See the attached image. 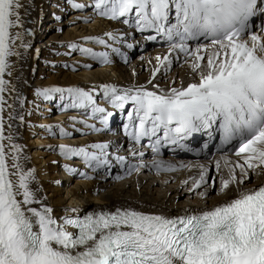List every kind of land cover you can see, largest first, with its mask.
I'll list each match as a JSON object with an SVG mask.
<instances>
[{
  "label": "snow or ice",
  "instance_id": "snow-or-ice-1",
  "mask_svg": "<svg viewBox=\"0 0 264 264\" xmlns=\"http://www.w3.org/2000/svg\"><path fill=\"white\" fill-rule=\"evenodd\" d=\"M68 3L76 9L86 7L75 0ZM22 8V0H0V264H264V185L246 186L251 181L249 170L257 176L264 175V167H261L264 166V58L257 55V49L264 51V40L256 34L245 38L250 19L257 12L264 13V2L95 0L94 8L101 17L110 20L123 17V24L135 27L140 33L154 30L156 35L145 37L149 41L160 35L169 42L175 41L170 44L171 49L191 55L192 70L200 72L198 82L167 89L153 83L160 67L153 70L148 81L151 89L147 85L124 89L112 84L102 85L104 96L114 107L124 110L129 102L133 106L127 113L129 123L124 125L125 134L139 144L143 137L151 139L163 130L165 143L186 147L182 141L195 133L211 130L219 121L222 143L230 144L239 138L241 143L234 154L243 155L244 162L229 168L228 177L220 180V194L227 195L234 185L235 195L212 210L168 217L121 205L114 210L89 212L83 217L65 214L59 222L51 207L38 210L31 206L40 203L37 190L30 187L36 179L35 169L24 171L19 162L22 146L13 143L12 134L4 135L6 100L3 93L7 85L4 74L11 67L8 58L20 55L13 46L16 40L22 39V33L13 34L10 30L23 26ZM172 9L175 23L168 25ZM24 14H28L26 8ZM261 31L264 32V27ZM106 35L110 39L118 38L111 32ZM200 38L207 43H198L192 49L188 42ZM85 39L106 45L102 37ZM21 47L28 45L22 43ZM69 47L76 49L77 46ZM79 51L105 64L111 63L107 52H93L91 48ZM112 52L121 54L119 48H112ZM156 60L164 67L165 74L173 63L168 55L163 59L157 56ZM205 60L206 72L201 64ZM54 94H59L62 110L91 106L93 116L105 112V108L97 105L91 91L82 87L36 89V95L46 101L52 100ZM18 98L23 105V97L18 95ZM7 107L13 105L7 104ZM15 118L9 113V120ZM19 119L23 121L24 117ZM136 120L139 122L135 130L128 131ZM101 122L107 126L106 118ZM81 123L101 131L87 121ZM60 131L62 135H69L63 128ZM5 140L9 142L11 153H6ZM108 147V144L61 145L60 151L67 158L83 157L95 171L109 164ZM151 147L153 154L159 156L161 139ZM89 148L99 152L89 151ZM117 160L122 163L124 157ZM227 165L225 161V167ZM140 167L143 165H129L128 173ZM215 167L219 170L221 163L216 162ZM152 168L157 172L177 170L176 165L160 159L153 160ZM192 181L197 190L202 185L215 189V183H209V169L203 165L199 178L193 177ZM200 195L206 197L211 191ZM65 211L75 212L76 209Z\"/></svg>",
  "mask_w": 264,
  "mask_h": 264
},
{
  "label": "bare ground",
  "instance_id": "bare-ground-1",
  "mask_svg": "<svg viewBox=\"0 0 264 264\" xmlns=\"http://www.w3.org/2000/svg\"><path fill=\"white\" fill-rule=\"evenodd\" d=\"M75 2L81 3V0ZM22 3L28 14L25 15L22 8L23 26L10 30L13 34L22 33V39L16 40L13 46V50L20 55L8 58L11 67L4 74L7 85L3 93L6 100L3 115L4 135L12 134L13 143L22 146L19 162L24 171L35 169L36 179L30 187L37 190V199L40 203L33 204L32 207L38 210L45 206L51 207L58 222L65 214H79L83 210L86 213L105 209L114 210L121 205H131L145 212L178 217L198 214L202 210H212L235 195L234 185L230 187L227 195L220 194V180L228 177L229 168L244 162L243 155L237 157L224 149L206 155L196 151L200 149V141L204 142L206 136L201 135V139L194 135L188 137L181 142L186 146L183 150H178L177 144L168 146L166 143L165 147L161 148L160 155L155 156L152 148L135 143L124 131L110 134L101 121L96 123L98 113L93 117L86 114L90 106L87 109L62 110L59 94H54L50 101L42 98V101L39 99L32 103L29 98L38 88L82 87L86 91H91L94 99H97L103 108L108 109L109 113H113L114 106L104 96L102 85L112 84L118 89L147 85L151 89L148 81L157 67H160L161 71L157 72L153 83H159L162 88L180 87L181 84L186 86L189 82H198L200 72L192 70L191 55L185 56L184 53L173 51L171 47H162L163 39L160 37L154 40V44L158 47L148 49L151 42L143 41L142 36L130 40L136 52L129 53L120 45L123 43L126 45L130 34H135L133 30L124 28L119 21L101 17L98 12H94L96 20L93 21L92 10L73 8L68 0H22ZM48 13L49 24L44 26L43 34H40L39 27L44 23L42 19ZM109 32L114 33L118 38L110 39L106 35ZM38 33L42 40L36 44L37 46L32 47L38 38ZM86 37H102L107 46L85 39ZM196 42L207 43L203 38ZM22 43L28 47H21ZM71 44H75L76 49L69 47ZM143 44L145 47L142 51L137 50L136 45ZM80 48H91L93 52H107L111 63L105 64L99 59H92L90 55L81 53ZM112 48H121V54L113 53ZM200 54L205 55L204 52ZM165 55L173 60L166 74L164 67L156 60L157 56L163 59ZM201 64L203 70L208 71L206 60ZM38 65L43 66L40 69L46 68L47 71L42 79L33 82V75ZM9 72L11 75L8 74ZM18 95L23 97L25 101L23 105L20 104ZM7 104L13 107L8 108ZM32 105L35 106L30 112ZM9 113L16 118L9 120ZM20 116L24 117L23 121L19 119ZM71 117L76 119L73 120ZM81 121H87L101 131H94ZM61 128L69 135H62ZM4 143L6 153H11L9 142L5 140ZM91 144L109 145L106 150L108 168L105 165L94 171L93 167L84 162L83 157L67 158L60 151L61 145L87 147ZM89 151L99 152L98 149L91 148ZM134 152L137 155L134 156ZM139 153H143V156ZM121 156L124 157L122 163L117 160V157ZM74 158L77 160L72 161ZM154 159L172 163L176 165L177 170L157 172L152 168ZM218 161L221 163L219 170L215 167ZM225 161H228L227 167ZM8 163L11 165L10 156ZM129 165H143V167L129 174ZM201 165L209 169V183H215V189L203 185L199 190L194 188L192 178H199ZM239 171L237 168L236 173L238 174ZM249 175L251 181L247 183V187L264 185V175L257 176L251 170ZM12 178L16 179V177ZM185 181L188 183L185 184ZM208 191H211V195L206 197L200 195L201 192ZM67 209H76V211L66 213Z\"/></svg>",
  "mask_w": 264,
  "mask_h": 264
},
{
  "label": "rangeland",
  "instance_id": "rangeland-1",
  "mask_svg": "<svg viewBox=\"0 0 264 264\" xmlns=\"http://www.w3.org/2000/svg\"><path fill=\"white\" fill-rule=\"evenodd\" d=\"M69 13V12H68ZM69 15V14H68ZM48 17H49V13L42 19V21H44V23H42L41 25H40V27H39V30H40V34H43V32H44V26H46V24H49L48 22ZM40 34L38 33V38L36 39V41L34 42V44H33V46L32 47H34V46H37L36 44L37 43H39L42 39H40L39 37H40ZM153 44H149V48L148 49H153V48H157L158 46L155 44V46H152ZM121 46V45H120ZM40 67H43V66H40ZM40 67H39V65H38V69H36V71H35V73H34V75H33V82H36L39 78L40 79H42V76L45 74V72L47 71V69L46 68H42V69H40ZM29 98H30V100H31V102L33 103H35V102H37V101H39V99H40V101H42V97H38L37 95H36V92H32L31 94H30V96H29ZM35 105H32V107H31V110H30V112H32V109H33V107H34ZM39 131V130H38ZM77 160V158H74V159H72V161H76ZM119 166V165H118ZM109 167V165L107 166L106 165V168H108ZM103 168V167H102ZM85 211V210H84Z\"/></svg>",
  "mask_w": 264,
  "mask_h": 264
},
{
  "label": "clouds",
  "instance_id": "clouds-1",
  "mask_svg": "<svg viewBox=\"0 0 264 264\" xmlns=\"http://www.w3.org/2000/svg\"><path fill=\"white\" fill-rule=\"evenodd\" d=\"M257 55H259L262 58H264V51H261V50L257 49Z\"/></svg>",
  "mask_w": 264,
  "mask_h": 264
}]
</instances>
